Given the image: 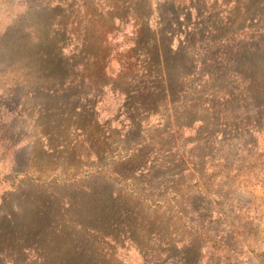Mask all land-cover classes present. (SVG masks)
Listing matches in <instances>:
<instances>
[{
    "label": "trees",
    "instance_id": "16d2710c",
    "mask_svg": "<svg viewBox=\"0 0 264 264\" xmlns=\"http://www.w3.org/2000/svg\"><path fill=\"white\" fill-rule=\"evenodd\" d=\"M13 1L0 91L35 131L6 136L0 264H113L127 243L145 264H192L161 228L211 239L189 226L200 198L264 168V139L241 144L264 136V0Z\"/></svg>",
    "mask_w": 264,
    "mask_h": 264
},
{
    "label": "rangeland",
    "instance_id": "374dc122",
    "mask_svg": "<svg viewBox=\"0 0 264 264\" xmlns=\"http://www.w3.org/2000/svg\"><path fill=\"white\" fill-rule=\"evenodd\" d=\"M21 5V2L17 4L13 0H0V36H2L3 31L8 29L12 19L23 12L24 8ZM2 95L3 93L0 91V200L4 194L12 190L13 182L9 179L14 177L15 152L10 150L6 136H10V134L26 136L27 134V138L23 139V144L26 145L29 137L35 131V120L20 116V111L15 112L17 114L12 116L9 114V109L6 108L8 103ZM114 107L112 100H109L107 111H112ZM104 115L106 116V113ZM2 118H4L3 121ZM117 124L115 126H118ZM157 136H159V131L150 132L151 138L155 139ZM261 139H264L263 135L245 136L241 144L258 142L261 145ZM228 142L226 143V154L230 156L231 161L235 162L236 165H240L244 161L248 164L254 163L256 151L252 152L253 147L240 148L241 146L236 147L233 142ZM32 151L21 155L28 157ZM46 163L48 162L43 163V167L46 166ZM257 167L259 168V166ZM33 176L39 178L37 175ZM240 176L235 179L231 178L227 187H220L218 189L221 191L220 194H217L216 188L213 194L202 196L200 198L202 199L200 201V216L195 214L190 218L193 220L191 223L189 222L190 228L201 226L211 239L208 240L206 237L195 238L189 234L190 230L186 232L179 223H174L170 230L166 226L161 228L164 233L168 234L169 240L178 242L179 250L186 249L187 258L192 264H197L199 259L202 261L201 264H249L250 262L251 264H264V259L261 257V254L264 253V188H262L264 185V168H259L248 178L244 177V174H240ZM54 178L55 176L49 179L42 176L40 183L46 179L52 181ZM219 238L234 247L224 246L220 243ZM191 240L194 241L192 248L189 247L193 243ZM261 246L262 249H258ZM151 247L152 251L153 249L158 250L155 245ZM116 250L117 258L113 264H145L143 255L136 248L129 247L128 243L125 246L117 247ZM179 250L173 248L171 254L176 257L178 255L176 252L180 253ZM170 264H181V262L180 259L176 258Z\"/></svg>",
    "mask_w": 264,
    "mask_h": 264
}]
</instances>
